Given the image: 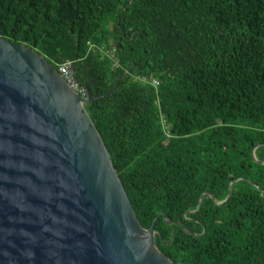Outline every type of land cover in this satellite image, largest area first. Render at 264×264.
I'll return each mask as SVG.
<instances>
[{"label":"trees","instance_id":"1","mask_svg":"<svg viewBox=\"0 0 264 264\" xmlns=\"http://www.w3.org/2000/svg\"><path fill=\"white\" fill-rule=\"evenodd\" d=\"M0 38L92 97L129 68L84 108L141 227L174 264H264V0H0Z\"/></svg>","mask_w":264,"mask_h":264},{"label":"water","instance_id":"2","mask_svg":"<svg viewBox=\"0 0 264 264\" xmlns=\"http://www.w3.org/2000/svg\"><path fill=\"white\" fill-rule=\"evenodd\" d=\"M99 97L77 95L33 49L0 38V264H174L153 223L139 224L85 111Z\"/></svg>","mask_w":264,"mask_h":264},{"label":"built area","instance_id":"3","mask_svg":"<svg viewBox=\"0 0 264 264\" xmlns=\"http://www.w3.org/2000/svg\"><path fill=\"white\" fill-rule=\"evenodd\" d=\"M114 52V50H112L111 54L109 55L112 58V53ZM71 62H65L62 63L58 66V68L56 69V71L58 72V74L63 78V80L66 82V84L69 86V88L75 92L77 95L81 96V97H85L86 96V90L82 87H80L74 80L73 78V72L71 70ZM113 67L116 68L117 67V63L114 62L113 63ZM139 82L143 83V84H149L153 87H157L159 85V82L152 78V79H147L146 77H137L136 78Z\"/></svg>","mask_w":264,"mask_h":264}]
</instances>
